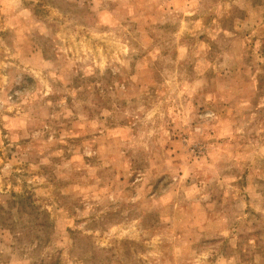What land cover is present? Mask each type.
Returning <instances> with one entry per match:
<instances>
[{"label":"rangeland","instance_id":"obj_1","mask_svg":"<svg viewBox=\"0 0 264 264\" xmlns=\"http://www.w3.org/2000/svg\"><path fill=\"white\" fill-rule=\"evenodd\" d=\"M0 264H264V0H0Z\"/></svg>","mask_w":264,"mask_h":264}]
</instances>
